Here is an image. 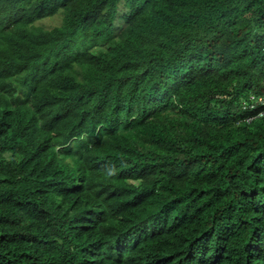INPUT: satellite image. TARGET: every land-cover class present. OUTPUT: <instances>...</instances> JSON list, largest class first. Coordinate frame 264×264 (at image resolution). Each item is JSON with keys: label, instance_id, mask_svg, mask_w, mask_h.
Returning <instances> with one entry per match:
<instances>
[{"label": "trees", "instance_id": "trees-1", "mask_svg": "<svg viewBox=\"0 0 264 264\" xmlns=\"http://www.w3.org/2000/svg\"><path fill=\"white\" fill-rule=\"evenodd\" d=\"M250 96L264 0H0V264H264Z\"/></svg>", "mask_w": 264, "mask_h": 264}, {"label": "built area", "instance_id": "built-area-1", "mask_svg": "<svg viewBox=\"0 0 264 264\" xmlns=\"http://www.w3.org/2000/svg\"><path fill=\"white\" fill-rule=\"evenodd\" d=\"M262 105H264V97L262 96H250L249 102L245 104V106H249L252 109ZM247 121H250V119H247Z\"/></svg>", "mask_w": 264, "mask_h": 264}, {"label": "rangeland", "instance_id": "rangeland-1", "mask_svg": "<svg viewBox=\"0 0 264 264\" xmlns=\"http://www.w3.org/2000/svg\"><path fill=\"white\" fill-rule=\"evenodd\" d=\"M122 7H120V9H121ZM60 20H61V18H60V16H53L52 18H47V19H45V20H43L41 23H39V24H41L42 26H44L45 28H51L52 26H56V25H59V23H60ZM120 24H122V22L120 23Z\"/></svg>", "mask_w": 264, "mask_h": 264}]
</instances>
